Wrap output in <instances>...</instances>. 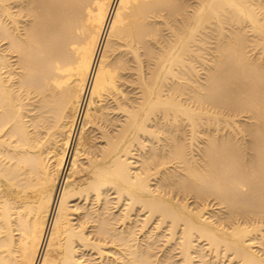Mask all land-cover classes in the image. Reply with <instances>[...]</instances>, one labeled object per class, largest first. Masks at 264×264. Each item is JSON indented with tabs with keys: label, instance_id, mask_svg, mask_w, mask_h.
<instances>
[{
	"label": "bare ground",
	"instance_id": "6f19581e",
	"mask_svg": "<svg viewBox=\"0 0 264 264\" xmlns=\"http://www.w3.org/2000/svg\"><path fill=\"white\" fill-rule=\"evenodd\" d=\"M175 251L264 264V0H0V264Z\"/></svg>",
	"mask_w": 264,
	"mask_h": 264
},
{
	"label": "rangeland",
	"instance_id": "374dc122",
	"mask_svg": "<svg viewBox=\"0 0 264 264\" xmlns=\"http://www.w3.org/2000/svg\"><path fill=\"white\" fill-rule=\"evenodd\" d=\"M210 201H213V200L211 199ZM208 203H209V202H208ZM213 204H214V202L211 203V206H213ZM159 245H160V244H159ZM169 248H170L169 246H167V247L163 246L161 249H162V251H167V250H169ZM162 254H163V253L161 252V255H162ZM173 254H174V255H178V251H175ZM174 260L176 261V263L180 264V262H179V260H180L179 255L176 256Z\"/></svg>",
	"mask_w": 264,
	"mask_h": 264
}]
</instances>
